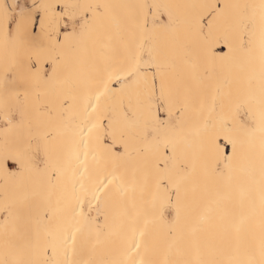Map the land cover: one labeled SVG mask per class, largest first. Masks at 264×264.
Masks as SVG:
<instances>
[{"label":"snow or ice","instance_id":"snow-or-ice-1","mask_svg":"<svg viewBox=\"0 0 264 264\" xmlns=\"http://www.w3.org/2000/svg\"><path fill=\"white\" fill-rule=\"evenodd\" d=\"M0 264H264V0H0Z\"/></svg>","mask_w":264,"mask_h":264},{"label":"bare ground","instance_id":"bare-ground-1","mask_svg":"<svg viewBox=\"0 0 264 264\" xmlns=\"http://www.w3.org/2000/svg\"><path fill=\"white\" fill-rule=\"evenodd\" d=\"M93 214H95V213H93Z\"/></svg>","mask_w":264,"mask_h":264}]
</instances>
